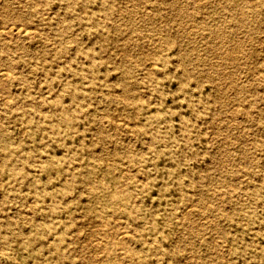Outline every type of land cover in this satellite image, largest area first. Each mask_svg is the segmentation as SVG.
Returning a JSON list of instances; mask_svg holds the SVG:
<instances>
[{
	"label": "rangeland",
	"instance_id": "obj_1",
	"mask_svg": "<svg viewBox=\"0 0 264 264\" xmlns=\"http://www.w3.org/2000/svg\"><path fill=\"white\" fill-rule=\"evenodd\" d=\"M9 22L35 29L0 34V264H264V0H0Z\"/></svg>",
	"mask_w": 264,
	"mask_h": 264
},
{
	"label": "bare ground",
	"instance_id": "obj_2",
	"mask_svg": "<svg viewBox=\"0 0 264 264\" xmlns=\"http://www.w3.org/2000/svg\"><path fill=\"white\" fill-rule=\"evenodd\" d=\"M250 1V0H249ZM4 2V1H3ZM4 5H5V3H4ZM3 5V6H4ZM118 9H119V7H118ZM237 10V9H236ZM241 10V9H240ZM241 12V11H240ZM202 14H204V13H202ZM236 14H238V13H236ZM239 16V15H238ZM98 17V16H97ZM179 21V20H178ZM186 23V22H185ZM22 23H20V24H18V22L16 23V22H9V23H7L6 25H4L2 28L0 27V34H2V35H6V36H13V37H15V39L17 40V41H23V40H25L27 37H30L31 35H32V33H33V28H31L30 26H23V24L21 25ZM193 26H195V25H193ZM192 26V27H193ZM190 27H191V25H190ZM191 27V28H192ZM35 29V28H34ZM187 30H186V32L190 29H188V28H186ZM37 31H38V29H37ZM186 34V33H185ZM2 39V38H1ZM245 39V38H244ZM16 40H13V41H16ZM236 40V39H235ZM49 45V44H48ZM51 45V44H50ZM235 45V44H234ZM238 45V44H237ZM17 46V45H16ZM212 46H214V45H212ZM230 46V45H229ZM232 46V45H231ZM235 47V46H234ZM21 48H22V46H21ZM21 48H19V49H21ZM218 48V47H217ZM230 48V47H229ZM234 49V48H233ZM120 50V49H119ZM118 50V51H119ZM229 50V51H228ZM228 50H226V51H228V52H230V49H228ZM235 50V49H234ZM117 51V52H118ZM232 51V50H231ZM237 51V50H236ZM236 51H235V54H237L236 53ZM233 52V51H232ZM231 52V53H232ZM223 53V52H222ZM218 54H220V53H218ZM126 55V53L124 54V56ZM230 57H231V55H229ZM225 57V56H224ZM229 58V57H228ZM227 58V59H228ZM233 58H235L234 56H233ZM231 59V58H230ZM236 60V59H235ZM135 61V60H134ZM225 61V60H224ZM149 62V61H148ZM238 64V63H237ZM159 65V64H158ZM211 66V65H210ZM147 70L148 71H150V72H155L154 70H155V67H154V65H153V63H149L148 65H147ZM219 68V67H218ZM216 69V68H215ZM255 74V73H254ZM156 75V74H155ZM233 75V74H232ZM223 76V75H222ZM221 77V76H220ZM143 78V77H142ZM231 79V78H230ZM10 81H11V71L9 70V69H7V68H1L0 67V84L3 82L4 84H9L10 83ZM228 82V81H227ZM230 82V81H229ZM226 86V85H225ZM1 89V88H0ZM11 89H13V88H11ZM11 89H10V91H11ZM9 90V89H8ZM6 91L5 93H10L9 91ZM13 92V91H12ZM11 92V93H12ZM3 93H4V91H3ZM4 93V94H5ZM4 98H6V96L4 97ZM7 98H8V96H7ZM7 98L6 99H4L3 101L7 104V102H9V101H7ZM217 99V98H216ZM148 101V100H147ZM151 102V101H150ZM149 103V102H148ZM232 104V103H231ZM237 104V103H236ZM236 104H234L233 103V105H235L236 106ZM233 105H232V107H233ZM240 105V104H239ZM238 107V106H237ZM231 108V107H230ZM233 108H235V107H233ZM229 109V108H228ZM232 110V109H231ZM234 110H237V108L236 109H234ZM239 111V110H238ZM234 113H236V112H234ZM237 116V115H236ZM239 117V116H238ZM237 118V117H236ZM1 119H2V117H1ZM111 119H113L112 117H111ZM118 119V118H117ZM115 120H116V118H115ZM119 120V119H118ZM121 120V119H120ZM231 120V119H230ZM255 120V119H254ZM113 122H114V119H113ZM119 122V121H118ZM122 122V121H121ZM215 122H216V119H215ZM124 124H126V122L124 123ZM128 124V123H127ZM134 124V123H133ZM120 124L119 123H115V127H118ZM121 125H123V124H121ZM129 125V124H128ZM215 125V124H214ZM132 129V128H131ZM117 130V129H116ZM22 131V130H21ZM110 131H112V130H110ZM115 131V129L113 130V132ZM23 132V131H22ZM21 132V133H22ZM212 132V131H211ZM215 132V131H214ZM216 132H218V131H216ZM237 132H238V130H237ZM210 134V133H209ZM215 134V133H214ZM211 136L213 135V134H210ZM210 136V137H211ZM262 136V135H261ZM264 136V135H263ZM210 137H209V139H210ZM213 137V136H212ZM208 141V140H207ZM231 141V140H230ZM246 141H248V139L246 140ZM247 143V142H246ZM248 144V143H247ZM254 150V149H253ZM97 151V150H96ZM226 151V150H225ZM224 151V152H225ZM223 152V153H224ZM238 155H239V153H238ZM257 155V154H256ZM130 158V157H129ZM225 158V157H224ZM249 159V158H248ZM225 160V159H224ZM226 163V162H225ZM77 165H79V163L77 164ZM218 165H221V163H219ZM234 165H236L235 163H234ZM137 167L139 168L140 166H138L137 165ZM123 170V169H122ZM125 170V169H124ZM140 170H141V168H140ZM142 172V171H141ZM241 177V176H240ZM139 178H141V177H139ZM143 178V177H142ZM144 179V178H143ZM237 179V178H236ZM238 179H239V177H238ZM240 180V179H239ZM38 182V181H37ZM39 183V182H38ZM230 184V183H229ZM228 184V185H229ZM230 185H232V184H230ZM225 186V185H224ZM227 186V185H226ZM228 189V188H227ZM217 194V193H216ZM220 195H221V193H220ZM217 196V195H216ZM215 196V197H216ZM132 199V198H131ZM223 202V201H222ZM28 203H30L29 201H28ZM205 203H206V205H207V203L209 204V202H207V200H205ZM31 204V203H30ZM189 204V203H188ZM191 204V203H190ZM193 205V204H192ZM26 206V205H25ZM120 206V205H119ZM194 206H196V205H194ZM194 206H192V207H194ZM27 207V206H26ZM25 207V208H26ZM188 208V207H187ZM195 209V208H194ZM224 209V208H223ZM183 211V210H182ZM183 213V212H182ZM21 214H22V212H21ZM81 216V215H80ZM79 216V217H80ZM112 217V216H111ZM112 218H114V217H112ZM202 218V217H201ZM187 219V218H186ZM116 220H118V219H115V221ZM205 220V219H204ZM101 222V221H100ZM199 222H200V220H199ZM99 223V222H98ZM98 223L96 224V225H98ZM100 224V223H99ZM106 224V223H105ZM95 225V224H94ZM101 225V224H100ZM103 225H104V223H103ZM102 225V226H103ZM108 225V227H110L109 226V224H107ZM198 225L200 226V224L198 223ZM90 227H92V226H90ZM96 227V226H95ZM211 227H212V225H211ZM97 228V227H96ZM103 228V227H102ZM98 229V228H97ZM96 229V230H97ZM212 229V228H211ZM109 230V229H108ZM181 230V229H180ZM188 230V229H187ZM94 232V231H93ZM104 233H106V235L107 234H109V232H104ZM90 234V233H89ZM88 234V235H89ZM94 234H95V232H94ZM97 234V233H96ZM85 234H83V236H84ZM92 235V234H91ZM113 235V234H112ZM191 235V234H190ZM90 236V235H89ZM97 236V235H96ZM105 237H107V236H105ZM112 237H115V239H116V242L117 243H119L120 244V247L121 248H123V249H125V251H132L130 248H129V245H128V242H129V235H128V233H127V231H125V230H120V231H118V232H116L115 233V236H112ZM89 238V237H88ZM96 238V237H95ZM109 238V237H108ZM217 238V237H216ZM213 239V238H212ZM85 240V239H84ZM83 240V241H84ZM88 240V239H87ZM102 240V239H101ZM82 241V242H83ZM86 241V240H85ZM99 241V240H98ZM94 241H92V243H93ZM81 243V242H80ZM184 243V242H183ZM94 244V243H93ZM103 246V245H102ZM101 246V247H102ZM96 247V246H95ZM98 247H100V246H98ZM120 247H117V248H119L120 249ZM116 248V249H117ZM214 249V248H213ZM94 250V249H93ZM92 250V251H93ZM116 251H118V250H116ZM121 251V250H120ZM107 252V251H106ZM227 252H228V248H227ZM226 252V253H227ZM123 253V252H122ZM94 254H96L97 256H98V253H95L94 252ZM119 254H121V253H119ZM118 254V255H119ZM228 254V253H227ZM104 255H106V254H104ZM208 255V254H207ZM226 255V254H225ZM122 256V255H121ZM218 256V255H217ZM105 257V256H104ZM219 257V256H218ZM220 257H222L221 255H220ZM91 258V257H90ZM98 258V257H97ZM96 258V259H97ZM111 258H113V257H111ZM187 258V257H186ZM89 259V258H88ZM135 260V259H134ZM195 260V259H194ZM118 261H119V259H118ZM88 262H90V261H88ZM92 263V262H91ZM188 263V262H187ZM126 264H134V262L132 261V260H127V263Z\"/></svg>",
	"mask_w": 264,
	"mask_h": 264
}]
</instances>
